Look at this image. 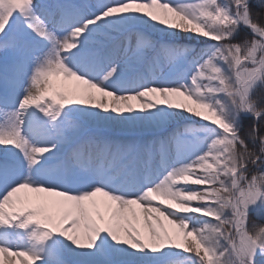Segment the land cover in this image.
<instances>
[{
  "label": "snow or ice",
  "instance_id": "obj_1",
  "mask_svg": "<svg viewBox=\"0 0 264 264\" xmlns=\"http://www.w3.org/2000/svg\"><path fill=\"white\" fill-rule=\"evenodd\" d=\"M0 86V264H264V0H0Z\"/></svg>",
  "mask_w": 264,
  "mask_h": 264
},
{
  "label": "rangeland",
  "instance_id": "obj_2",
  "mask_svg": "<svg viewBox=\"0 0 264 264\" xmlns=\"http://www.w3.org/2000/svg\"><path fill=\"white\" fill-rule=\"evenodd\" d=\"M53 80L57 83V85H59L60 81L63 80V77H59V78L53 77ZM0 91H2V86H0ZM242 122H243L244 130H242L241 135H245L246 134L245 130H247L248 127L252 125L253 121L251 118H244ZM260 131L261 133H264V121L260 122Z\"/></svg>",
  "mask_w": 264,
  "mask_h": 264
},
{
  "label": "trees",
  "instance_id": "obj_3",
  "mask_svg": "<svg viewBox=\"0 0 264 264\" xmlns=\"http://www.w3.org/2000/svg\"><path fill=\"white\" fill-rule=\"evenodd\" d=\"M185 42H187V41H185Z\"/></svg>",
  "mask_w": 264,
  "mask_h": 264
}]
</instances>
